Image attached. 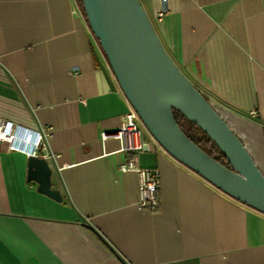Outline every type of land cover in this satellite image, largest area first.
I'll use <instances>...</instances> for the list:
<instances>
[{
	"label": "crops",
	"instance_id": "crops-1",
	"mask_svg": "<svg viewBox=\"0 0 264 264\" xmlns=\"http://www.w3.org/2000/svg\"><path fill=\"white\" fill-rule=\"evenodd\" d=\"M140 2L170 58L264 174V0ZM115 75L77 0H0V118L48 134L37 155L63 196L39 193L28 154L0 142V264H264V213L147 130L137 160L158 171L159 201L141 206L138 174L121 169L133 155L103 138L130 109Z\"/></svg>",
	"mask_w": 264,
	"mask_h": 264
},
{
	"label": "water",
	"instance_id": "water-1",
	"mask_svg": "<svg viewBox=\"0 0 264 264\" xmlns=\"http://www.w3.org/2000/svg\"><path fill=\"white\" fill-rule=\"evenodd\" d=\"M85 16L115 77L146 130L175 160L236 201L264 213V174L240 137L164 49L140 0H82ZM174 111L219 148L229 167L194 143ZM29 182L61 202L44 157L28 158Z\"/></svg>",
	"mask_w": 264,
	"mask_h": 264
},
{
	"label": "built area",
	"instance_id": "built-area-1",
	"mask_svg": "<svg viewBox=\"0 0 264 264\" xmlns=\"http://www.w3.org/2000/svg\"><path fill=\"white\" fill-rule=\"evenodd\" d=\"M166 13L167 8L164 7L157 19L161 21ZM250 116L252 118L257 117V112L251 111ZM145 131L146 128L138 113L130 105V109L123 116L120 129L113 134H104L103 138L118 139L121 142V151L133 155V160L127 165H123L121 169L124 172L133 170L138 174L141 206L150 208L158 206L160 178L157 170L141 168L138 165L137 156L145 150V143L143 142ZM46 137L48 134L16 127L11 122L0 118V142L7 143L9 150L23 151L28 156H37L40 150L46 148ZM29 143L32 147L26 151L25 148L27 147L25 146Z\"/></svg>",
	"mask_w": 264,
	"mask_h": 264
},
{
	"label": "trees",
	"instance_id": "trees-1",
	"mask_svg": "<svg viewBox=\"0 0 264 264\" xmlns=\"http://www.w3.org/2000/svg\"><path fill=\"white\" fill-rule=\"evenodd\" d=\"M77 1L79 2V4L81 5L83 9L82 0H77ZM173 113H174L177 123L179 124L181 129L184 131V133L187 135V137H189V139H191L201 149H203L204 152L208 153L214 159L223 163L227 167L230 166L227 159L220 152L219 148L213 143V141L203 131H201L195 124L191 123L186 118H184L179 112L174 111ZM182 121H185L189 125L187 126Z\"/></svg>",
	"mask_w": 264,
	"mask_h": 264
},
{
	"label": "bare ground",
	"instance_id": "bare-ground-1",
	"mask_svg": "<svg viewBox=\"0 0 264 264\" xmlns=\"http://www.w3.org/2000/svg\"><path fill=\"white\" fill-rule=\"evenodd\" d=\"M17 136H18V135H17ZM25 147H28V148L30 147V149H31L32 145L29 143V144L26 145ZM23 149H24V148H23ZM25 149H26V148H25ZM30 149H29V150H30Z\"/></svg>",
	"mask_w": 264,
	"mask_h": 264
},
{
	"label": "rangeland",
	"instance_id": "rangeland-1",
	"mask_svg": "<svg viewBox=\"0 0 264 264\" xmlns=\"http://www.w3.org/2000/svg\"><path fill=\"white\" fill-rule=\"evenodd\" d=\"M183 123H185L187 126L189 125L188 123H186L185 121H182Z\"/></svg>",
	"mask_w": 264,
	"mask_h": 264
}]
</instances>
